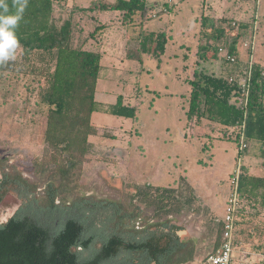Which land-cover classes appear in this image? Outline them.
<instances>
[{"label": "rangeland", "instance_id": "374dc122", "mask_svg": "<svg viewBox=\"0 0 264 264\" xmlns=\"http://www.w3.org/2000/svg\"><path fill=\"white\" fill-rule=\"evenodd\" d=\"M146 1L145 9L131 17L112 8L80 10L101 3L113 6L117 0H63L55 4L59 24L66 20L72 23L71 45L98 49L103 55L96 99L104 109L92 117L98 134L90 137L79 194L120 201L129 208L138 204L150 217L153 207L139 198L132 200L137 186L145 188L150 183L176 188L170 218L182 226V239L196 242L197 258L189 264H202L219 242L234 170L241 165L242 170L264 176V160L256 141L248 140V147L239 153L233 127L206 118L188 127L192 80L196 72L244 76L250 55L244 43L255 32L257 11L260 18L253 53L256 63L264 65V0L260 6L257 0ZM163 7L168 11H160ZM203 23L208 31L213 25L230 31L209 41L202 32ZM160 30L168 37L165 53L158 57L143 52V36ZM230 37L235 40L237 65L227 62L218 51L216 57H200L202 46L212 44L213 53L228 44ZM148 45L153 49L154 43ZM15 60L13 70L0 69V158L15 163L24 176L35 180L34 162L45 152L48 107L39 97L43 78L31 65H42L44 60L37 55L26 59L21 46ZM119 96L126 104L140 102L137 118L107 110ZM15 197L14 193L9 195L6 205ZM18 205L14 202L13 207L1 208L0 222L6 221ZM233 264H264L261 199L241 198Z\"/></svg>", "mask_w": 264, "mask_h": 264}, {"label": "trees", "instance_id": "16d2710c", "mask_svg": "<svg viewBox=\"0 0 264 264\" xmlns=\"http://www.w3.org/2000/svg\"><path fill=\"white\" fill-rule=\"evenodd\" d=\"M63 0H27L16 29L23 56L44 60L31 68L43 78L39 97L48 108L45 114V152L35 160V180L24 176L15 163L0 158V209L13 207L14 213L0 222V264H184L194 260L196 242L182 239V226L170 218L177 189L147 184L136 188L132 200L139 198L154 213L148 217L140 205L129 208L120 201L80 195L83 166L91 148L90 137L98 134L93 114L104 109L96 99L101 59L100 50L71 45L72 23L59 24L55 4ZM15 12L13 0H7ZM146 0H117L113 6L101 3L88 8L122 10L124 16L144 10ZM160 12V11H159ZM100 25V24H99ZM242 26L248 29V24ZM233 29V27H232ZM230 31V30H229ZM222 26L210 30L203 23L202 32L210 39L227 36ZM239 33H234L238 37ZM230 51L237 56L231 37ZM154 43L150 49L148 43ZM168 37L164 30L143 36V52L161 56ZM212 44L202 46L200 57L210 53ZM16 60L0 64L1 70H13ZM194 91L187 110L188 127L201 119L234 127L244 118L232 96L241 89L239 76L228 77L196 72ZM140 102L126 104L119 96L107 110L114 115L137 118ZM246 137L261 144L264 159V65L255 64L246 116ZM236 137V136H235ZM238 140V138H235ZM239 196L264 204V177L246 168L239 180ZM16 195L10 205L7 198ZM239 210V209H238ZM223 229V228H222ZM223 231V230H222ZM215 250V249H214Z\"/></svg>", "mask_w": 264, "mask_h": 264}, {"label": "built area", "instance_id": "2783aa9c", "mask_svg": "<svg viewBox=\"0 0 264 264\" xmlns=\"http://www.w3.org/2000/svg\"><path fill=\"white\" fill-rule=\"evenodd\" d=\"M169 2L173 0H168ZM261 0H257L258 6H260ZM160 11H168L167 7L161 8ZM155 16V15H154ZM260 13L257 11L254 15V33L250 40L244 43V46L250 51L249 61L244 72V76L241 77V89L235 90L232 96V101L241 108L244 112V118L241 122L237 123L233 128L237 131L236 137L239 141V153L241 154L248 147V139L246 137V116L250 97L251 81L253 77L254 67L256 61L254 60V50L256 46V30L258 29ZM233 25H236L234 22ZM230 43H226L224 46L218 47L217 51L224 59L230 64L237 62V56L230 51ZM238 76V75H237ZM229 82H235L237 78L230 76L227 78ZM242 166L238 165L234 170L230 185L232 191L226 206V214L223 219V231L221 244L212 252H210L204 259L203 264H232L233 254L236 248V230H237V214L240 207L241 197L239 196V180L242 174Z\"/></svg>", "mask_w": 264, "mask_h": 264}, {"label": "clouds", "instance_id": "9594fccd", "mask_svg": "<svg viewBox=\"0 0 264 264\" xmlns=\"http://www.w3.org/2000/svg\"><path fill=\"white\" fill-rule=\"evenodd\" d=\"M13 7L16 8L14 13L10 11L7 0H0V64L15 60L20 47L16 29L27 7V0H13Z\"/></svg>", "mask_w": 264, "mask_h": 264}, {"label": "crops", "instance_id": "0c3cea01", "mask_svg": "<svg viewBox=\"0 0 264 264\" xmlns=\"http://www.w3.org/2000/svg\"><path fill=\"white\" fill-rule=\"evenodd\" d=\"M260 144V143H259ZM261 145V144H260ZM264 160V159H263ZM252 174V173H251ZM253 175H255V174H253ZM257 176V175H256ZM262 177H264V176H262ZM261 203H262V201H261ZM262 205L264 206V204L262 203ZM222 228H223V226H222ZM223 230V229H222ZM221 241H222V231H221V236H220V239H219V242H218V244H217V246H216V248L221 244ZM215 248V249H216ZM233 264V263H232Z\"/></svg>", "mask_w": 264, "mask_h": 264}, {"label": "flooded vegetation", "instance_id": "af4514ba", "mask_svg": "<svg viewBox=\"0 0 264 264\" xmlns=\"http://www.w3.org/2000/svg\"><path fill=\"white\" fill-rule=\"evenodd\" d=\"M179 231H180V230H179ZM178 234H179V232H178ZM179 235H180V234H179ZM180 237H181V236H180ZM186 240H187V239H186ZM196 253H197V251H196ZM195 258H197L196 255H195ZM195 258H194V259H195ZM193 261H194V260H193ZM203 261H204V260H202V264H203ZM191 262H192V261H191ZM189 263H190V262H187V263H184V264H189Z\"/></svg>", "mask_w": 264, "mask_h": 264}]
</instances>
